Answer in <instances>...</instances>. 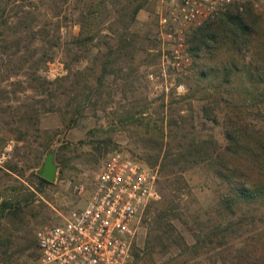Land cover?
Segmentation results:
<instances>
[{"label":"rangeland","instance_id":"rangeland-1","mask_svg":"<svg viewBox=\"0 0 264 264\" xmlns=\"http://www.w3.org/2000/svg\"><path fill=\"white\" fill-rule=\"evenodd\" d=\"M51 1L34 0L40 27L51 19ZM53 1V8L58 6L62 8L63 15L70 16V22L61 25L62 40L72 34L76 35L78 27L74 20L77 12L72 10L78 9L77 3L74 0ZM133 1L106 0L105 4L109 14L115 15L117 9ZM144 1L145 8L138 13L137 22L129 31V41L133 38L137 45L134 59L129 60L125 56L111 69V74L103 81L102 86L91 94V101L85 104L83 117L76 125L68 122L72 111L68 104L82 99L78 94L81 86H75L78 85L75 72H82V82L84 75L93 69L92 57L86 58L78 66L72 65L70 79L63 82L54 93L57 97L54 103L47 98L37 103L35 100L38 98L32 92L20 93V88L13 86V83L23 82L33 66L37 68V76L50 81L65 76V58L57 53L52 61L44 65L38 60L47 52V46H38L35 52L24 53L20 50L26 42L18 40L20 37L12 35L13 32L2 36L0 31V203L19 194L27 196L28 200L21 203L20 219L14 222L6 218L0 220V238L9 239L6 233L13 234L8 257L0 256V264H38L36 232L46 225L59 223L62 218L86 206L94 178L108 155L127 152L140 161L146 154L151 155L155 145L143 144L146 131L156 140L163 126L166 137L169 132L166 122L173 118L182 121L184 130L193 132L196 137L208 136L212 132L213 127L202 120L199 112V106L206 102L204 98L207 95L199 90L196 93L197 89L191 81L192 61L186 44L188 32L204 23L182 29L181 35L175 34L169 41L165 35L168 28L160 25V18L165 17L163 0ZM247 2L252 3L255 13L261 17L262 28L257 30L258 37L253 44L243 52L240 64L244 63L246 68L249 66L247 62L252 51L261 50V43L257 40L264 39V0H247L241 10L234 8L235 11L242 13ZM20 5V0L11 3L4 18H8L10 22L16 20ZM108 22L109 19L103 24L102 34H107ZM53 28L54 26L49 28L50 32ZM178 36H181V42L177 39ZM178 43L183 48L179 53L180 67L173 65V52L178 49ZM100 49L104 54V47L101 46ZM32 54L34 57H31ZM103 54L101 60L104 58ZM71 60V57L66 59L67 62ZM226 60H229V56L221 50L215 59H211L210 66L221 65ZM33 62L36 63L32 65ZM208 62L209 60L205 61L209 64ZM96 66L95 71L98 73L99 65ZM203 86L201 88L205 89ZM12 92H16L15 101ZM8 96L11 100H7ZM29 105L32 107L27 109L26 115L31 119L33 117L31 124H27V120L22 118L24 107L26 109ZM243 114L248 119L257 121L264 130V102L258 103V107L245 108ZM19 132L26 133V143L15 142ZM47 141L50 144L49 149L42 150ZM183 141L166 138L163 140L164 149L165 146H171L175 150L182 148ZM62 147L64 149L59 150ZM50 149L55 150L58 172L53 183L48 182L49 185L41 187L35 176H38L36 172ZM155 168L159 169L158 166ZM182 178L185 184H181L183 189L176 193L175 200L182 219L173 220L172 223L191 246L195 243L196 236L201 235L199 228L219 220L220 216L215 214V209L219 195L225 188L210 171L200 166L186 170L182 173ZM162 200L160 193V199L144 210L134 247L143 248L147 236V225L143 222L147 220L149 224L151 214L153 216L154 209ZM257 216L263 217V222L239 227L238 235L241 238L230 239L231 245H239L245 240L252 242V237L264 229V210L258 212ZM227 220L228 218H223L221 221ZM176 250L172 249L170 253L156 259L154 264H212L215 257L214 254H208L193 259L190 253L181 254L182 250ZM216 264L221 263L217 261Z\"/></svg>","mask_w":264,"mask_h":264},{"label":"trees","instance_id":"trees-1","mask_svg":"<svg viewBox=\"0 0 264 264\" xmlns=\"http://www.w3.org/2000/svg\"><path fill=\"white\" fill-rule=\"evenodd\" d=\"M17 1L0 0L1 35L13 32L12 35L19 36L18 40L26 42L20 50L24 53L35 52L38 46H47V52L38 60L44 65L60 53L65 58L64 68L67 73L50 81L37 76V68L33 66L23 82L13 83V86L20 88V93L32 92L38 98L35 100L37 103L44 98L54 103L57 98L54 93L63 82L70 79L72 65L78 66L86 58L92 57L93 69L84 75L82 82V72H75L78 79V85L75 86H81L78 94L82 99L68 104L72 109L68 122L76 125L83 117L84 108L91 101V94L98 91L103 81L111 74V69L125 56L129 60L134 59L137 45L133 38L129 41V31L130 27L136 24L137 15L145 8L146 2L134 0L117 9L115 15H112L105 4L106 0H74L79 10H72L77 12L75 22L72 21L78 27V33L62 40L61 25L70 22V16L63 15L62 8L58 6L53 8V0L49 6L51 19L49 18L47 24L42 27L37 22L34 0H20L16 20L10 22L8 18H4L9 11V5ZM246 4L242 13L230 8L187 34V53L192 61L191 81L197 89L196 93L199 90L207 95L204 98L206 102L199 106V112L202 120L210 124L213 130L208 136L196 137L193 132L184 130L182 121L172 118L166 122V127H169L166 137L163 126L156 140L151 138L149 131L144 134L143 144L155 145V150L152 149V154H146L141 161L151 168L158 166V191L163 200L154 209L153 216L151 214L149 224L147 220L143 222L147 225L146 241L142 249L133 247L132 264H154L156 259L170 253L172 249L182 250L181 254L190 253L193 259L214 254L212 264L217 261L221 264H264V229L252 237V242L245 240L233 246L229 241L241 238V235H238L239 227L263 222V217H258L257 213L264 210V130L259 127L257 121L254 122L243 114L245 108L258 107V103L264 102V39L257 40L261 43V50L252 51L247 62L249 66L246 68L244 63L240 64L244 50L253 44L258 37L257 30L262 28L261 17L255 13L252 3ZM104 13H107V16ZM107 19L108 32L105 35L102 34V29ZM53 26L50 32L49 28ZM101 46L105 49L104 54ZM221 50L228 54L229 60L221 62V65L210 66L211 59H215ZM68 57L72 58L71 62L66 61ZM206 60H209V64L205 63ZM97 64L98 73L95 71ZM202 85L206 88H201ZM206 91L209 93L206 94ZM15 93L12 92L13 100L17 99ZM7 100H11L9 96ZM30 107L32 106L29 105L26 109L24 107L22 114L27 124H31L33 119L26 115ZM166 138L184 140L182 148L175 150L171 146H165L164 149L163 140ZM26 141V133L19 132L15 142ZM49 145L47 141L42 150L47 151ZM62 149L64 147L59 150ZM199 166L210 171L225 191L220 193L215 209V214L220 216L219 220L204 225L205 228H199L201 235H197L195 243L189 246L172 221L182 219L175 205L176 193L183 189L181 184H185L182 173ZM35 178L41 187L49 185L40 177ZM27 201V196L19 194L1 202L0 220L6 218L14 222L20 219L21 203ZM223 218L228 220L221 221ZM6 235L9 239L0 238L2 257H8L11 250L10 238L13 234L8 232Z\"/></svg>","mask_w":264,"mask_h":264},{"label":"built area","instance_id":"built-area-1","mask_svg":"<svg viewBox=\"0 0 264 264\" xmlns=\"http://www.w3.org/2000/svg\"><path fill=\"white\" fill-rule=\"evenodd\" d=\"M247 0H163L169 41L182 29L214 20ZM177 39L181 42V36ZM173 54L180 67L182 44ZM172 54V55H173ZM158 169L127 152H114L100 165L82 210L36 232L38 264H132L133 243L144 210L160 199Z\"/></svg>","mask_w":264,"mask_h":264},{"label":"water","instance_id":"water-1","mask_svg":"<svg viewBox=\"0 0 264 264\" xmlns=\"http://www.w3.org/2000/svg\"><path fill=\"white\" fill-rule=\"evenodd\" d=\"M58 172V166L55 163V150L50 149V151L46 154L41 166L37 170L36 174L41 179L53 183L56 180Z\"/></svg>","mask_w":264,"mask_h":264},{"label":"crops","instance_id":"crops-1","mask_svg":"<svg viewBox=\"0 0 264 264\" xmlns=\"http://www.w3.org/2000/svg\"><path fill=\"white\" fill-rule=\"evenodd\" d=\"M90 196V195H89ZM89 198V197H88ZM88 200V199H87ZM87 200H86V202H87Z\"/></svg>","mask_w":264,"mask_h":264}]
</instances>
